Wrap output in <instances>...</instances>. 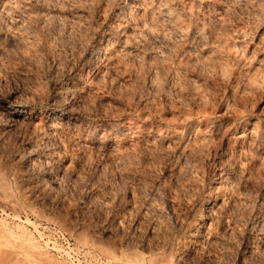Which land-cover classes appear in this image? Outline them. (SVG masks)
Returning a JSON list of instances; mask_svg holds the SVG:
<instances>
[{
  "label": "clouds",
  "instance_id": "9594fccd",
  "mask_svg": "<svg viewBox=\"0 0 264 264\" xmlns=\"http://www.w3.org/2000/svg\"><path fill=\"white\" fill-rule=\"evenodd\" d=\"M0 264H264V0H0Z\"/></svg>",
  "mask_w": 264,
  "mask_h": 264
}]
</instances>
